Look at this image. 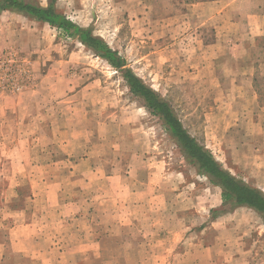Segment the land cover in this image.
Listing matches in <instances>:
<instances>
[{
  "label": "rangeland",
  "instance_id": "1",
  "mask_svg": "<svg viewBox=\"0 0 264 264\" xmlns=\"http://www.w3.org/2000/svg\"><path fill=\"white\" fill-rule=\"evenodd\" d=\"M35 1H54L125 65L57 26L0 9V239L26 222L34 235L46 223L64 229L48 202H66L73 227L77 202L99 236L146 235L153 251L167 241L185 255L176 264L186 250L197 264H264V218L224 202L125 77L138 75L225 169L264 188V35L250 33L264 0ZM68 170L83 180L66 178Z\"/></svg>",
  "mask_w": 264,
  "mask_h": 264
},
{
  "label": "crops",
  "instance_id": "2",
  "mask_svg": "<svg viewBox=\"0 0 264 264\" xmlns=\"http://www.w3.org/2000/svg\"><path fill=\"white\" fill-rule=\"evenodd\" d=\"M221 1L223 0H209L203 1V3L217 5ZM250 20V33L252 36L264 35V7L253 12L250 15ZM66 173V178L77 181L83 180L84 178L76 176V173L71 170H68ZM43 177L46 178L45 175ZM258 187L262 188L261 185H258ZM262 189L264 190V188ZM52 194L53 191L50 190L49 195ZM49 195L48 201L51 200V198L54 201L53 197ZM64 198H66V196ZM75 204L76 205L73 206L74 215L79 218H76L75 222L71 224L73 227H68L66 229L68 225L67 219L65 218V216L68 215V213H66V209L68 210L66 202L60 206L62 209H60L57 204L48 202V212L57 213L60 211V213L58 212L60 217H64L60 219V221H62L60 227H64V229L59 230L58 226H49V223H46L42 225V231H40V233L37 231L36 233L38 235H34L36 224L26 222V224L22 226L23 232L19 233L18 227L16 230L13 229L15 231L12 230L8 239L5 241L0 239V264H8L4 261L8 257V251L11 255L16 256V259L18 257L21 258V261L17 262L20 264H70L62 260H76V264H176L177 261L185 257V255H175L178 246L172 247V250L170 248L169 251L167 241L165 242L166 245L162 244L163 241L154 243L155 248L153 251V248L147 247L148 237L146 235L140 234L139 238H135L125 231L122 234V238L115 237L118 236L115 235V233L105 234L104 237L99 236L97 232V222L87 218L82 203L75 202ZM21 210L24 211L25 208H21ZM42 210L44 211V209ZM84 216L86 219L80 220ZM76 221L78 223H76ZM112 226L115 228L116 225ZM129 226L128 228H130ZM55 228H57V230H55ZM69 229H73L74 233V236L70 238L67 237ZM19 243H27L29 246L26 249H19L15 247L18 246ZM5 244L10 247V250L4 247ZM70 244L74 245V248H70L68 246ZM3 249H5V251ZM189 253H191V251L186 250L187 261L184 264H197L198 256L195 257L194 254L189 255ZM35 258H40V262L36 261ZM199 258V260L203 262L204 255ZM220 260L225 259L223 258ZM208 264H210V261Z\"/></svg>",
  "mask_w": 264,
  "mask_h": 264
},
{
  "label": "trees",
  "instance_id": "3",
  "mask_svg": "<svg viewBox=\"0 0 264 264\" xmlns=\"http://www.w3.org/2000/svg\"><path fill=\"white\" fill-rule=\"evenodd\" d=\"M0 9L18 11L38 21L57 26L68 34L77 36L82 43L107 59L113 66L122 68L125 65V60L109 47L102 37L95 35L90 28L68 18L57 9L54 1L44 6L35 0H0ZM125 77L132 91L143 97L146 105L166 121L172 134L187 152L190 161L198 166L200 171L209 175L215 185L222 188L224 202L233 205L232 207L240 205L251 207L264 218V191L225 169L223 164L183 127L170 105L138 75L127 70Z\"/></svg>",
  "mask_w": 264,
  "mask_h": 264
}]
</instances>
